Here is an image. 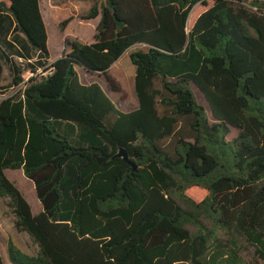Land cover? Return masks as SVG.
Segmentation results:
<instances>
[{"label": "trees", "instance_id": "1", "mask_svg": "<svg viewBox=\"0 0 264 264\" xmlns=\"http://www.w3.org/2000/svg\"><path fill=\"white\" fill-rule=\"evenodd\" d=\"M98 17L94 42L49 64L41 0H0L38 56L2 54L21 92L0 101V197L38 246L9 240L12 264H243L236 236L264 264V0H95L83 18ZM137 44L123 112L83 75L121 97L112 68Z\"/></svg>", "mask_w": 264, "mask_h": 264}, {"label": "rangeland", "instance_id": "2", "mask_svg": "<svg viewBox=\"0 0 264 264\" xmlns=\"http://www.w3.org/2000/svg\"><path fill=\"white\" fill-rule=\"evenodd\" d=\"M95 0H42L41 10L45 23L47 25L48 35H49V51L51 58L57 60L62 55L63 43L65 34H63L60 26L61 23L70 19V22L66 27H69L68 32L70 35H76L81 39H86L85 42L92 43V35L95 34V24L96 20L89 21L83 17L89 12L90 8L93 6ZM92 31V34H91ZM91 39V40H90ZM66 40H77L68 37ZM79 41V40H77ZM80 42V41H79ZM67 47V43L65 42ZM68 48V47H67ZM146 49L145 45L137 44L130 48L118 61L119 66H114L112 68V73L114 76L120 80L119 85L123 90V94L120 97H115L111 95L106 90L105 82L102 79L96 78V76L91 75L89 77L90 81L95 79L98 82L107 96L111 99L116 108L120 111L127 112L136 109V104L132 103L131 100L134 99V77H135V67L130 59V54L137 50ZM1 56V55H0ZM1 60L4 65V80L2 86H0V101L5 98L20 95L21 88H12L14 79L9 75L10 68L7 61L1 56ZM21 68L26 69V63H18ZM42 72V69L38 71ZM32 75L30 72H25L23 77L25 80L29 79ZM84 77V75H83ZM127 95V96H126ZM198 100L201 104L206 105V102L200 93H197ZM126 96V97H125ZM123 100L125 106H120L117 100ZM130 104V105H129ZM126 105H129L126 106ZM237 135L236 131H232L229 135V139ZM7 176L12 182L17 185V187L23 192L26 199L29 201L33 208V212L38 214L42 210V205L36 195L35 186L31 180H29L23 170H7ZM15 215L12 210L7 206L6 201L0 197V250L5 261V264H12L8 255V243L12 240L21 250L24 252L35 255L38 252V246L34 243L31 237L25 233L20 232L15 227ZM239 246H236L234 250L237 251V255L240 257L243 264H263L261 260L256 256L255 248L248 243L242 236H236ZM232 247V246H230Z\"/></svg>", "mask_w": 264, "mask_h": 264}, {"label": "crops", "instance_id": "3", "mask_svg": "<svg viewBox=\"0 0 264 264\" xmlns=\"http://www.w3.org/2000/svg\"><path fill=\"white\" fill-rule=\"evenodd\" d=\"M94 20L97 21V23L94 25L95 28L93 27V30H95V33H96V27H97V25L99 23L100 17H98L97 19L89 20V21H94ZM69 27H66L65 30L62 31L63 34H65L62 55L69 51V49L65 45V42L67 41L66 39L68 37H71L72 39H77V40H79L80 42H82L84 44H90L91 43V42H85L86 39H81L80 37H78L76 35H70V33L68 32ZM91 34H92V31H91ZM92 40H93L92 42H94V40H95V34L94 33L92 35ZM48 45H49V40H48ZM0 50H1L0 51V55L1 56H2L3 53H6L9 56V58L14 60L17 64L19 62H21V63H26V65L28 63H30V64H33V65L37 66L38 56H37V54L32 55V51H31L32 49L30 48V45L28 44V41H27L26 37L22 33L16 31V22H15V20L13 18H11L7 22L4 20V18H0ZM1 56H0V62L2 64V66H3V70H2V73L0 75V86H2V82H3L4 77H5L4 76V65H3V62L1 60ZM54 61H55V59H52L51 58V54H50L49 64H51ZM116 65L119 66L118 65V61L113 65V67L116 66ZM40 69H42V68H39V70ZM9 75L11 77H13V79H14L15 75H14L13 72H11V70H10ZM84 81H85V83H91L92 82V81L89 80V77L85 76V75H84ZM15 87L16 86H14V82H13V87L12 88L15 89ZM16 88H20V87H16ZM118 103H119V105L121 107L125 106L123 104V101L118 102ZM132 103H135L136 106H137L136 102H132ZM129 105H126V106L129 107Z\"/></svg>", "mask_w": 264, "mask_h": 264}, {"label": "water", "instance_id": "4", "mask_svg": "<svg viewBox=\"0 0 264 264\" xmlns=\"http://www.w3.org/2000/svg\"><path fill=\"white\" fill-rule=\"evenodd\" d=\"M117 157H122L124 158V160L126 162H128L129 164H131L135 169H136V165L130 161L129 155L127 153V151L121 149L120 152L117 154Z\"/></svg>", "mask_w": 264, "mask_h": 264}]
</instances>
